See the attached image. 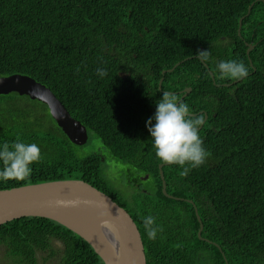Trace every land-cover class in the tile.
I'll return each instance as SVG.
<instances>
[{"label":"trees","instance_id":"obj_1","mask_svg":"<svg viewBox=\"0 0 264 264\" xmlns=\"http://www.w3.org/2000/svg\"><path fill=\"white\" fill-rule=\"evenodd\" d=\"M199 51L210 52L208 67ZM226 60L242 61L249 75L221 77L217 64ZM16 74L50 89L88 141L72 143L44 103L22 96L33 107L11 111L19 95H0V150L17 140L41 149L30 176L0 180V190L59 180L92 185L130 214L146 264H264V0H0V78ZM188 88L181 102L193 117L207 116L199 135L211 156L186 176L179 165L163 167L170 198L147 121L164 92L180 100ZM97 139L107 158L85 153ZM121 164L154 189L125 175L121 182L129 177L137 190L123 192L110 172H125ZM148 216L162 229L155 239L144 227ZM0 264L104 262L66 227L27 217L0 226Z\"/></svg>","mask_w":264,"mask_h":264},{"label":"water","instance_id":"obj_2","mask_svg":"<svg viewBox=\"0 0 264 264\" xmlns=\"http://www.w3.org/2000/svg\"><path fill=\"white\" fill-rule=\"evenodd\" d=\"M251 10L252 7L247 15ZM242 21L243 18L240 20L239 34ZM247 46L249 56L254 46ZM210 75L214 80L212 72ZM190 91L188 88L180 101ZM11 93L44 103L50 116L72 143L79 146L87 143L88 132L85 126L70 115L50 89L25 75L0 78V95ZM165 165L168 164L159 166L162 191L164 195L174 198L166 190L163 174ZM27 217L49 219L76 233L91 245L104 264H146L141 235L130 214L108 195L84 181L59 180L0 190V226ZM197 218L200 223L198 236L202 238L203 224L198 214Z\"/></svg>","mask_w":264,"mask_h":264},{"label":"clouds","instance_id":"obj_3","mask_svg":"<svg viewBox=\"0 0 264 264\" xmlns=\"http://www.w3.org/2000/svg\"><path fill=\"white\" fill-rule=\"evenodd\" d=\"M209 55V51H199L198 58L207 61ZM217 70L221 77L234 80L249 75L247 66L237 60L221 61L217 64ZM97 74L104 77L107 71L97 68ZM204 123L203 115L193 117L187 104L181 102L175 94L164 92L162 99L157 102L154 118L147 121L157 158L168 164L167 166H181L182 175L185 176L189 174L191 168L204 165L211 156V153L204 148V141L199 135L200 126ZM40 160L41 149L37 144H25L17 140L10 148L9 144L5 143L0 150V163H2L0 180L23 181L30 176L31 165ZM144 177L148 179V176ZM143 222L149 239H155L157 233L162 231L156 226L155 218L152 216L145 217Z\"/></svg>","mask_w":264,"mask_h":264},{"label":"rangeland","instance_id":"obj_4","mask_svg":"<svg viewBox=\"0 0 264 264\" xmlns=\"http://www.w3.org/2000/svg\"><path fill=\"white\" fill-rule=\"evenodd\" d=\"M181 100V99H180ZM33 101V100H32ZM23 104L24 106L28 107L29 109H31L33 107V103L30 101H27V99H25L24 97L22 96H18L17 97H13L11 99V102L8 103V110H11V111H14L18 108V106L20 104ZM85 153L86 154H90L92 153L93 151L95 152H103L105 157L107 158L109 156V153L104 149V146L102 144V142L97 139L96 143L94 145H89L85 150ZM120 164V163H119ZM121 169H124V171L122 170H119L117 167H115L114 169L110 170V172H112L111 174H114L116 176L115 178V181H113L116 185H118V187L121 188V190L123 192H125L127 190L126 187H128V189L130 188H133V190H137L136 187L133 186L132 184V187L130 186V179L126 178V182L125 184H123L121 182V178L124 177L125 175L129 176V175H132L136 178H139V185L141 186L140 188H142L144 191H152L154 189V185L152 183L151 180H148V179H145V177L141 174H139L134 168L128 166V165H124V164H121L119 165ZM119 172V173H118ZM130 192V191H128Z\"/></svg>","mask_w":264,"mask_h":264},{"label":"flooded vegetation","instance_id":"obj_5","mask_svg":"<svg viewBox=\"0 0 264 264\" xmlns=\"http://www.w3.org/2000/svg\"><path fill=\"white\" fill-rule=\"evenodd\" d=\"M129 177H131V178H132V177H133V178H136V177H134V176H132V175H129ZM130 182H131V180H130Z\"/></svg>","mask_w":264,"mask_h":264}]
</instances>
